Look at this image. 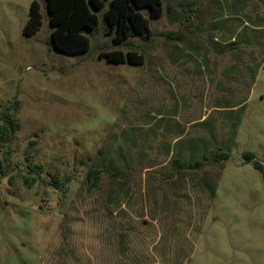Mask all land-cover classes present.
<instances>
[{
  "label": "rangeland",
  "instance_id": "1",
  "mask_svg": "<svg viewBox=\"0 0 264 264\" xmlns=\"http://www.w3.org/2000/svg\"><path fill=\"white\" fill-rule=\"evenodd\" d=\"M32 1L0 0V117L19 124L0 150V264H264V64L227 50L264 44V0H162L141 9L152 36L122 45L106 2L79 55L48 42L46 0L24 35Z\"/></svg>",
  "mask_w": 264,
  "mask_h": 264
},
{
  "label": "trees",
  "instance_id": "2",
  "mask_svg": "<svg viewBox=\"0 0 264 264\" xmlns=\"http://www.w3.org/2000/svg\"><path fill=\"white\" fill-rule=\"evenodd\" d=\"M108 6L104 11L103 18L107 27V33L113 34L112 41L116 45L128 43V39L134 36H142L149 39L152 36L149 21L142 14L141 9H147L149 16L157 18L162 13V0H46L49 13V23L53 27L48 42L57 51L67 55H79L89 49L90 40L85 35L88 31L97 28L98 17L95 10L104 8L105 3ZM41 25V14L37 1H32L29 8L28 21L24 27L25 36H32ZM242 48L246 52H256L259 56V66L264 64V44L259 42L246 41L245 37L227 44V50ZM99 57L108 63H129L138 65L143 63L141 55L128 51L126 53L120 50L102 51ZM259 66L257 68H259ZM256 72V71H254ZM0 150L9 144L13 138L19 124L9 111L4 112L0 117ZM247 161L254 160L251 153H246ZM214 159H226L227 154L215 152L212 154ZM176 161V160H175ZM200 159L196 160L189 167L197 168L202 166ZM254 166L262 170V165L254 161ZM175 168L182 167L179 162ZM99 170L91 168L88 172V181L96 183L99 177ZM55 185L56 179L53 177ZM213 188H215V181Z\"/></svg>",
  "mask_w": 264,
  "mask_h": 264
},
{
  "label": "crops",
  "instance_id": "3",
  "mask_svg": "<svg viewBox=\"0 0 264 264\" xmlns=\"http://www.w3.org/2000/svg\"><path fill=\"white\" fill-rule=\"evenodd\" d=\"M120 207H122V209H125V207H124V206H120Z\"/></svg>",
  "mask_w": 264,
  "mask_h": 264
}]
</instances>
